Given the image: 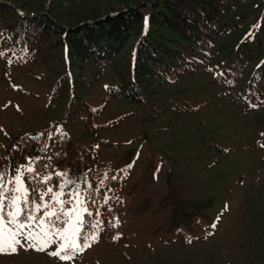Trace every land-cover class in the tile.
<instances>
[{"label": "rangeland", "instance_id": "obj_1", "mask_svg": "<svg viewBox=\"0 0 264 264\" xmlns=\"http://www.w3.org/2000/svg\"><path fill=\"white\" fill-rule=\"evenodd\" d=\"M1 1L10 8L0 28L40 11L67 27L134 5L143 17L103 65L70 53L61 35L28 59L0 42V171L32 160L40 177H53L41 185L25 172V186L32 179L42 191H59L56 173L67 171L104 205L90 220L104 222L98 241L74 261L20 248L0 254V264H264V0H218L219 32L208 46L183 49L175 72L141 82L133 81L135 44L155 27V0ZM125 82L139 101L109 93Z\"/></svg>", "mask_w": 264, "mask_h": 264}, {"label": "trees", "instance_id": "obj_2", "mask_svg": "<svg viewBox=\"0 0 264 264\" xmlns=\"http://www.w3.org/2000/svg\"><path fill=\"white\" fill-rule=\"evenodd\" d=\"M8 8L10 4L0 0V11L4 12ZM142 15L140 5H134L67 27L53 20L47 12L29 13L5 23L0 28V42L8 45V52L14 53L16 58L28 59L40 53L48 39L61 35L58 43L67 45L70 53L93 65H103L119 55ZM219 15L218 0H155L148 15L155 27L142 33L135 44L133 81L163 78L175 72L177 60L183 58V49H204L217 36ZM159 27L169 29L177 37L163 35L158 31ZM237 61L231 64L235 69L240 63ZM232 74L234 76L235 72ZM125 84L111 87L109 93L139 101L136 85L132 82ZM46 162V159L38 162V170H44ZM116 181L113 179L108 182L115 184ZM27 182L30 189H34L31 186L33 180L28 179ZM38 184H41L40 181ZM86 197L87 203L93 207V215L86 214L85 220L90 222L97 211L99 219L104 205L97 206L96 190L90 188Z\"/></svg>", "mask_w": 264, "mask_h": 264}, {"label": "snow or ice", "instance_id": "obj_3", "mask_svg": "<svg viewBox=\"0 0 264 264\" xmlns=\"http://www.w3.org/2000/svg\"><path fill=\"white\" fill-rule=\"evenodd\" d=\"M2 55L4 53H0ZM32 165L33 161L29 160L27 165L16 167L12 175L0 171V254H17L23 248L25 251L46 252L60 261H74L77 255L98 241L100 222L85 220V214L92 216L93 213L85 206L87 197L84 190L76 180L69 178L67 171L56 173L62 178L59 191H54L52 187H46L43 191L26 187L25 172L44 185L53 179L52 175L40 177ZM84 183L87 184L86 177ZM70 185L71 189L66 194L64 189ZM32 195L38 196V201L32 199ZM65 195L68 199H62ZM49 196L50 199L46 200L45 197ZM107 200L106 196L105 203ZM65 205L70 207L66 208ZM118 224L117 219L114 226ZM89 227L91 231H88ZM113 239H120V236ZM54 245L55 250L49 251Z\"/></svg>", "mask_w": 264, "mask_h": 264}]
</instances>
